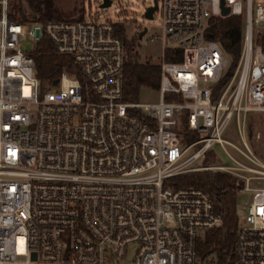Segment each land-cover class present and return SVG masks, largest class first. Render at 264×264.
Returning a JSON list of instances; mask_svg holds the SVG:
<instances>
[{"label": "built area", "instance_id": "1", "mask_svg": "<svg viewBox=\"0 0 264 264\" xmlns=\"http://www.w3.org/2000/svg\"><path fill=\"white\" fill-rule=\"evenodd\" d=\"M221 2L228 16L245 18L239 60L222 86L232 61L207 37L210 21L224 18ZM157 16L159 102L126 103V47L115 23L21 24L0 0V264H216L196 249L222 224L212 199L170 183L194 172L228 174L238 195L251 194L234 264H264V187L255 185L264 161L221 138L233 117L243 136L247 116L264 115V0H158ZM44 38L80 78L65 72L42 88L31 54ZM185 133L198 138L188 143ZM215 145L232 165L217 163ZM208 154L213 163L204 165Z\"/></svg>", "mask_w": 264, "mask_h": 264}, {"label": "trees", "instance_id": "2", "mask_svg": "<svg viewBox=\"0 0 264 264\" xmlns=\"http://www.w3.org/2000/svg\"><path fill=\"white\" fill-rule=\"evenodd\" d=\"M27 3L28 9L24 3ZM33 16L36 18L33 19ZM9 17L17 23L37 22L49 23L54 21H83L86 11L80 10L77 17H71L60 11L56 0H9ZM245 28L244 16H228L215 18L210 21L208 33L212 40L219 43L230 56L232 64L227 76L220 86L232 75L240 57L243 33ZM117 36L123 40L126 47V65L124 81V97L126 103H138L142 89L159 91L161 85V68L151 61L142 62L137 52L139 36L133 39L127 37L125 27L115 24ZM264 53V33L261 37ZM172 51L168 52L167 61H173ZM180 60V51H176ZM37 64L36 76L44 90L54 86V82L65 72L79 78L81 72L73 59L61 55L55 45L47 38L38 43L31 54ZM170 100V99H168ZM185 122V121H184ZM185 132V131H184ZM188 143L195 141L198 135L185 133ZM208 154L203 164L210 161ZM170 183L176 188H195L206 192L213 201L216 211L222 217V224L218 228L207 231L197 240V254L200 258H214L216 264H234V245L239 225L237 206V190L235 179L225 173L194 172L173 178Z\"/></svg>", "mask_w": 264, "mask_h": 264}, {"label": "rangeland", "instance_id": "3", "mask_svg": "<svg viewBox=\"0 0 264 264\" xmlns=\"http://www.w3.org/2000/svg\"><path fill=\"white\" fill-rule=\"evenodd\" d=\"M154 1L155 0H115L112 6L108 9L101 8L103 0H56V5L60 11L71 17H77L80 10L84 9L86 11L87 19L100 17L101 19L109 20L115 24H120V26L125 27L127 37L130 40L139 36V28H147L148 34L145 38L138 40L137 52L139 53L142 62L151 61L154 64H159L162 55V45L159 42L150 41L151 37L154 35L161 34L159 17L157 16L155 20H147L145 18L146 10L154 5ZM260 1L261 0H253L254 6L257 3H260ZM24 5L25 8L29 10L26 2ZM261 27H264L263 23L260 24L259 28ZM257 29L258 27L254 26V36ZM23 45L28 51H32L36 46L33 41L28 39L24 40ZM158 102L159 93L157 91L142 89L138 103L156 104ZM221 138L244 152L245 148L243 144L246 143L250 150L264 161V115H248L246 118V132L243 136L239 133L236 119L233 117L229 121ZM224 149L230 156L238 161H242L241 155L230 145H224ZM213 150L218 159L217 163L225 166L232 165L227 154L220 146L215 145ZM212 163L211 160L208 162V164ZM201 165L202 161L199 160L193 165V167ZM255 185L258 187H264V181H260ZM250 200L251 194H239L237 197L240 224H242L244 218L243 209H246L249 206Z\"/></svg>", "mask_w": 264, "mask_h": 264}, {"label": "water", "instance_id": "4", "mask_svg": "<svg viewBox=\"0 0 264 264\" xmlns=\"http://www.w3.org/2000/svg\"><path fill=\"white\" fill-rule=\"evenodd\" d=\"M112 6V1L111 0H103V3L101 5V8L102 9H108ZM221 6H222V16L225 18V17H228L229 15V9L228 8H225L223 7V2H221ZM158 9V0H155L154 1V5H152L151 7H149L147 10H146V13H145V18L147 20H153V17H154V13L156 12V10ZM36 17L33 16V19H35ZM148 29L145 28L143 30V32L140 34L139 38L142 39L145 34L147 33ZM209 39H212V35H208L207 36ZM58 84V80H56L54 82V85Z\"/></svg>", "mask_w": 264, "mask_h": 264}]
</instances>
